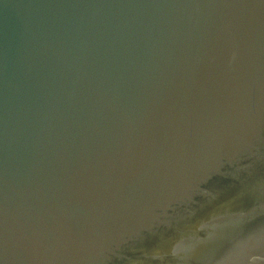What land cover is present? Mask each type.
Segmentation results:
<instances>
[{
    "label": "water",
    "instance_id": "obj_1",
    "mask_svg": "<svg viewBox=\"0 0 264 264\" xmlns=\"http://www.w3.org/2000/svg\"><path fill=\"white\" fill-rule=\"evenodd\" d=\"M0 264H264V0H0Z\"/></svg>",
    "mask_w": 264,
    "mask_h": 264
}]
</instances>
